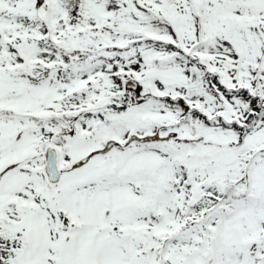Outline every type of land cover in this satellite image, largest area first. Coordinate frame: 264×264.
Returning a JSON list of instances; mask_svg holds the SVG:
<instances>
[{
    "label": "rangeland",
    "instance_id": "obj_1",
    "mask_svg": "<svg viewBox=\"0 0 264 264\" xmlns=\"http://www.w3.org/2000/svg\"><path fill=\"white\" fill-rule=\"evenodd\" d=\"M0 1V37L22 52L0 65V264L27 239L34 264L236 258L264 212V0H90L62 36L53 0ZM38 53L50 66L31 65ZM95 62L115 73L99 89ZM203 186L221 198L199 215Z\"/></svg>",
    "mask_w": 264,
    "mask_h": 264
},
{
    "label": "trees",
    "instance_id": "obj_2",
    "mask_svg": "<svg viewBox=\"0 0 264 264\" xmlns=\"http://www.w3.org/2000/svg\"><path fill=\"white\" fill-rule=\"evenodd\" d=\"M91 1H94V0H91ZM91 1L90 0H53V3H52L53 6L52 7L59 11V13H57L58 15L53 16L54 20H55L54 21L55 31L57 30V33H58V30H59V33H61L60 36L65 34L66 28L73 31V29L75 28L76 22H77V18L85 16L87 14L86 10H88L87 9L88 6H91V4H92ZM3 2L4 1H0V6L3 4ZM114 2L119 5V2L120 3L122 2L124 4L125 0H114ZM61 12H62V14H61ZM15 18H20V20H21L20 24L24 20L30 21L27 19V17H25L23 15L22 16L20 15V17L18 16ZM115 19H117V17ZM85 20L86 19H84V21ZM92 25H93V22L90 23L91 28H92ZM50 29L54 30L52 28H50ZM75 29L77 30V28H75ZM2 34L6 37L3 38V40L0 37V42H1L0 43V65H2L4 62H6V60L4 58L9 57L13 52L18 53V54H15L16 56H14V60L16 61V63H17V61L19 62L18 57H20V54L22 53V52H20V50H21L20 44L17 42H15L16 46H11L10 44H7V43H10L9 42L10 39H11V41L14 40V38H12L14 34L12 36L11 35L9 36L7 33V35H6V32H4L3 30H2ZM59 40H60V42H64V40H62V38ZM5 47L9 48L10 51L7 52ZM48 51H49V49H48ZM47 53H49V52H47ZM47 53L46 54L45 53H38L35 55V57L33 56V60L31 62V65L41 67L43 64H45V65L48 64L50 66V63L48 62L47 56L52 59L54 57V54L47 55ZM65 54H67V53H65ZM136 56L138 57V55H136ZM101 59L102 58L98 59V61H100ZM108 61L109 60H106L105 63ZM11 62L12 61H10L9 63L7 62V63L10 64ZM16 63L14 62V63H11L10 65L14 66ZM97 63L98 62H95L94 66L91 68L92 74H90L89 79H91V81L89 83L91 84V83L97 82V86L99 89V88H101L102 84L104 85V82L106 80H111L115 73H114V70L111 69V67L113 66L112 63H108V66H106V65L100 66L101 63L100 64L99 63L97 64ZM76 64H77V62L71 63L70 67L68 69V72H70L71 74H76V72H74V66ZM259 72L260 71H257L256 73H259ZM104 76H105V78H104ZM105 85H107V84H105ZM103 87H105V86H103ZM74 92H75V90H74ZM5 100H6V98H4L3 95L0 96V106L5 104ZM55 104H58V103H55ZM59 107H60V105L54 106L53 110L56 112V114H58V115H60L59 113L67 114V113H62L61 111H57L56 108H59ZM79 125L80 126L82 125V128H85L84 125L82 124V122H80ZM178 168L180 169V167H178ZM177 173H179V174H177ZM177 173L175 175H176L178 186L184 185V187H185V184H187L186 182L188 180V176H186L185 172L182 170H179V172H177ZM191 186L192 185L190 184L187 186L188 188H186V189L181 188V189L188 191L191 189ZM202 189H203L202 191L207 195V197H204V202H202V200H196L195 203L192 205V206H194L193 212L196 214H199V215H202L204 213V210H209L211 208L209 206L210 201L214 202L217 199L219 200L221 198V195L219 194V192L215 186L214 187L203 186ZM258 214H259L257 217V219L259 220L258 224L257 225L252 224L248 228L251 231V235L248 236L249 239L248 238L241 239V237H237L235 239V242H236L235 248H236L237 260L235 257H229L228 259L221 260V259H219V251H216L213 248V250L211 249L212 252H210V254L206 255L205 260L207 261V263H209V264H216V263L217 264H228V263L229 264H264V212L262 214H260V213H258ZM192 215H189V217L192 218L193 217ZM208 219H209L208 215L204 216V223L206 225L208 223ZM216 221L219 222L218 217H216ZM237 228H239V227L237 226ZM234 229H236L235 226H234ZM174 231H177V230L174 229ZM234 235L237 236L238 235L237 232L236 233L234 232ZM176 238H178V237H175V239ZM195 240L197 241L199 239L195 238ZM176 243H178V241H176ZM179 244L181 245L180 248H182L183 243L182 244L179 243Z\"/></svg>",
    "mask_w": 264,
    "mask_h": 264
},
{
    "label": "water",
    "instance_id": "obj_3",
    "mask_svg": "<svg viewBox=\"0 0 264 264\" xmlns=\"http://www.w3.org/2000/svg\"><path fill=\"white\" fill-rule=\"evenodd\" d=\"M127 91L130 97H132L133 92L135 91L136 95V99L135 101L138 103L143 102L142 97H140V89L139 87L133 82V83H129L127 85ZM58 153L56 151V149L50 147L47 152H46V164H45V173L47 176V180L49 181L50 184H58L60 183L62 180V176H63V171L61 169H59L58 166ZM0 180H1V176H0Z\"/></svg>",
    "mask_w": 264,
    "mask_h": 264
},
{
    "label": "flooded vegetation",
    "instance_id": "obj_4",
    "mask_svg": "<svg viewBox=\"0 0 264 264\" xmlns=\"http://www.w3.org/2000/svg\"><path fill=\"white\" fill-rule=\"evenodd\" d=\"M134 99L130 98L129 101H133ZM82 165V163H80ZM63 179V178H62ZM57 185V184H56ZM9 221H12V217L6 216ZM18 224V221L17 223ZM7 236V234H6ZM1 239L5 240L3 237H0ZM17 245H15V248H13L11 251L8 252V257L5 262L2 264H34V260L32 257V246H30L29 239L24 241H16ZM5 244H7L5 242ZM20 248V255H15V249ZM42 263V261H39Z\"/></svg>",
    "mask_w": 264,
    "mask_h": 264
}]
</instances>
